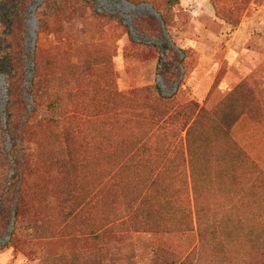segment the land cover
Returning <instances> with one entry per match:
<instances>
[{
	"label": "rangeland",
	"instance_id": "374dc122",
	"mask_svg": "<svg viewBox=\"0 0 264 264\" xmlns=\"http://www.w3.org/2000/svg\"><path fill=\"white\" fill-rule=\"evenodd\" d=\"M164 1L78 0L64 16H48L44 30V0H35L17 47L0 28V185L15 201L24 173L31 195L22 219L10 209L0 264H154L155 247L191 249L197 238L181 230L180 211L170 219L131 197L144 184L131 157L144 169L145 142L181 162L190 101L205 109L207 124L239 114L232 139L212 133V152L222 157L236 142L248 157L236 185L201 181L205 220L218 238L229 220L245 221L231 256L247 249L250 225L264 229V0H169L168 27L156 7ZM12 8L0 0V25ZM155 83L180 104L165 119L146 90Z\"/></svg>",
	"mask_w": 264,
	"mask_h": 264
},
{
	"label": "trees",
	"instance_id": "16d2710c",
	"mask_svg": "<svg viewBox=\"0 0 264 264\" xmlns=\"http://www.w3.org/2000/svg\"><path fill=\"white\" fill-rule=\"evenodd\" d=\"M6 5H12L9 21L11 24L3 23L0 28L4 30L6 36H11V40L17 39L16 47L19 45L22 34H24L26 25L25 19L30 13V7L33 6L35 0H2ZM134 2V0H131ZM154 1V0H153ZM177 1V0H176ZM78 0H44L41 5L37 6V18L41 29L47 30L50 28L46 18L51 14H57L64 16V11L68 8L65 6L69 4L75 6ZM164 4L157 5V10L161 15L162 21L166 27L170 24V7L171 3L169 0H165ZM169 6V7H168ZM79 10V5L72 7L69 11V16ZM1 13V12H0ZM110 16L118 18L116 15L111 14ZM0 18L3 19V15L0 14ZM7 26H10L7 29ZM175 75V72L172 73ZM149 91L150 95L154 98V104L156 107L162 111L161 118L165 119L167 116L176 109L179 108L180 104L177 102L176 98H168L162 95L160 85L155 83L146 89ZM10 94L17 95L15 92L14 78L11 79L10 84ZM14 98L13 96H11ZM54 103H49V107H54ZM182 106V105H181ZM189 110L192 113L191 117L194 120L191 121V117L185 120L182 125V129L186 130V138L181 144L182 156L181 162L178 161L176 156L162 152L160 147L148 144L145 142L143 144L144 149L147 153L145 158L140 161H145L144 169H140L141 162L133 160L132 166L138 168L140 180H144L141 186L135 187L131 192L132 200L140 199L141 202H149L158 204L159 207L164 209V212L170 215V219L174 218L177 211H180L184 219L181 222V230L187 233H194L197 238V242L189 249L184 255H179L176 252L168 250L162 247L153 248V262L154 264H264V229L256 231V226H249L248 231H244L245 242L247 249L242 253V255L231 256V252L238 251L233 250V232L237 231L241 225H244V220L239 218V220H229L231 226H226L225 228V238L221 236L218 238V234L215 233V228L205 220L206 210L204 208V195L201 192V181L220 182L225 183V181H230L232 185H236L239 181L238 171L239 167L244 165L248 161V157L240 151H235L237 149L236 142L233 143V149L229 147L232 151L229 154L221 155L212 152L213 148V135L212 133L224 132L226 137L232 139L233 131L238 127L239 124V114L233 115L228 112L225 113V119L223 122H214L213 124H207L205 122L206 112L204 108H199V104L190 101L187 103ZM182 108V107H181ZM156 121V119H154ZM161 121V120H160ZM157 123V122H156ZM199 132L200 135L194 137V132ZM206 132L208 135H205ZM212 148V149H211ZM130 159L126 162L128 163ZM148 164H147V163ZM221 165L225 166V169L217 173L216 178L211 177L213 169L219 168ZM124 167L127 165L123 163ZM121 166V167H122ZM120 167V168H121ZM174 167V168H173ZM181 167L184 172L181 171ZM122 169V168H121ZM169 177V178H168ZM180 177L184 180V187H177L175 185L168 184V182ZM25 180H27L26 175L22 174L19 180V186L17 188L18 195L16 200L10 198L12 192L11 187H1L0 185V234H6L7 221L11 215L10 209L12 208L15 212L17 220L26 214H28L30 206H28L27 201H30V196H25L27 189L24 187ZM23 183V184H22ZM139 183V180H138ZM227 183V182H226ZM137 184V183H136ZM135 184V185H136ZM136 190L138 192H136ZM179 197L181 201V208H177L174 204L177 203ZM26 199V200H25ZM132 201H130V205ZM177 210V211H176ZM174 215V216H173ZM195 215V216H194ZM171 216H173L171 218ZM196 219V223L194 222ZM235 220V221H234ZM228 221V222H229ZM212 226V228H211ZM224 235V234H223ZM229 239V241H228ZM244 242V241H243ZM200 250L201 253L197 255V251ZM210 251V254L205 256L204 251Z\"/></svg>",
	"mask_w": 264,
	"mask_h": 264
},
{
	"label": "built area",
	"instance_id": "2783aa9c",
	"mask_svg": "<svg viewBox=\"0 0 264 264\" xmlns=\"http://www.w3.org/2000/svg\"><path fill=\"white\" fill-rule=\"evenodd\" d=\"M10 239L9 235H6L5 237L1 238L0 237V247L5 244L8 240Z\"/></svg>",
	"mask_w": 264,
	"mask_h": 264
}]
</instances>
